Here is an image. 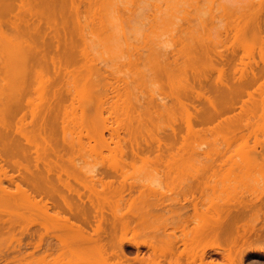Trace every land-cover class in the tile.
Returning <instances> with one entry per match:
<instances>
[{"label": "bare ground", "instance_id": "bare-ground-1", "mask_svg": "<svg viewBox=\"0 0 264 264\" xmlns=\"http://www.w3.org/2000/svg\"><path fill=\"white\" fill-rule=\"evenodd\" d=\"M257 4L250 13L238 11L237 16L236 11L233 25H220L214 36L202 20H188L190 27L178 30L176 36L180 49L169 46L146 54L145 46L135 45L131 62L139 84L137 78L121 79L106 69H93L83 59L85 66L79 64L77 51L85 55L79 48L87 40L82 6L96 7L95 0H0V259L13 243L18 255L7 259L12 264H125L119 257L129 260L127 247L137 251L134 260L139 264H245L247 252L264 256V226L256 228L264 217V191L259 192L264 187L260 186L264 185L260 182L264 181V138L251 133L255 109L264 106V1ZM57 19L62 22L57 24ZM68 20L73 22L71 29ZM241 39L247 45H262L244 52L248 62L233 47ZM150 79L153 88L145 94L141 89L149 88ZM68 80L81 81L78 87L83 88L74 90L78 99L72 96ZM31 93H37L36 98L31 96L34 102L27 98ZM256 94L263 95L256 99ZM67 95L74 103L79 100L80 106L86 103L79 115L70 100L71 107L63 110ZM38 97L42 103L48 99L35 104ZM237 108L240 112L235 114ZM177 113L185 121V136ZM261 116L252 121L264 120ZM12 122H19V127ZM177 123L179 128L174 127ZM78 124L79 132L93 127V136L87 133L85 139L101 146L86 149L100 155L106 150L107 158L119 161L99 169L106 182L102 178L89 185L82 179L80 185L89 194L80 191L82 186L71 189L70 180L64 179L66 183L59 175L66 165L53 160L65 155L70 159L75 153L77 148L69 145L67 137L73 138L68 130ZM261 126L256 134L264 136ZM59 131L62 143L57 139ZM251 138L255 141L250 143ZM177 142L182 146L176 148L177 154L170 152L168 162H154L167 157L161 151L175 152ZM72 164L80 176L82 168ZM160 169L163 176L158 175ZM134 177L139 180L133 181ZM163 185L171 193L183 192L167 199ZM37 211L41 221L34 218ZM36 225L45 233L38 229L34 250L24 253L22 238L38 237L29 232ZM51 229L59 234L51 236ZM45 237H54L57 244L47 243L42 255L35 256ZM142 248L148 250V258L140 257ZM211 254L220 255L223 262L207 261Z\"/></svg>", "mask_w": 264, "mask_h": 264}, {"label": "rangeland", "instance_id": "rangeland-1", "mask_svg": "<svg viewBox=\"0 0 264 264\" xmlns=\"http://www.w3.org/2000/svg\"><path fill=\"white\" fill-rule=\"evenodd\" d=\"M95 1H96V7H93L91 9H89L88 5L82 6V9H83V19L82 20L86 21V24H87V29H86L87 40H86V45L81 47V48H79V49H82V50L84 49L85 55L82 54L80 51H77L78 55H76V57H77V60L79 61V64L83 63V65L85 66L83 61H86V64L88 66H90V67L92 66V68L95 67V69L96 68L97 69H101V68L102 69H106L108 72H110L113 76H115L117 78L126 79L128 77H130V78L133 77V78H137L138 79V77H137V72H138L137 68L131 62V57H132L131 53H132L133 47L135 45H143V46H145L144 51L146 52V54H148L149 51H152V50H159L160 51V49L163 50L162 48H164V47L166 48V47H169V46H170V48L176 47L177 49H180L181 45H179V43H177L178 38L176 36L178 34V30L190 27V23L188 22V20H193V19L202 20V22L208 24L206 26V28H208L209 29L208 31L211 33V35L214 36L218 32V30H220L219 29L220 25H227L228 24V25L231 26V24L234 23L233 20H236V19H233V18H235L234 15L236 16V14H234V13H237L238 11L239 12H242V11L249 12V11H251L253 9L252 8L253 6L258 5L257 3H261L264 0H262V1H260V0H95ZM225 5H227V7ZM225 7L228 8V9L226 10ZM223 11H226V12H223ZM239 12L237 13V16L240 14ZM212 17H215L214 22H215L216 25L212 24V26H214V25L216 26V27L214 26L215 28L213 27L214 29L210 25V23H211L210 21H211ZM60 19H57V21L58 20L60 21V22L58 21L57 24H60L62 22V20H60ZM206 21H208V23ZM220 21H225V23L224 22L220 23ZM68 22H69L68 28L70 26L72 27L73 22H71L69 20H68ZM69 29H71V28H69ZM63 32L64 31H61L62 34H63ZM247 37L249 38V39H247V41L249 40L250 42H252L250 37L249 36H247ZM243 41L244 40H242V42H240V43L238 42L237 44H233V47H236V49H238V54H239L240 57H243V54H246L244 52H247L248 50L252 51V49L254 48L253 46H258V45L260 46L261 45L260 43H257L258 45L254 44V43H251V44L247 45L249 41L248 42H243ZM227 43H226V45H228L227 48L229 50H231L232 49L231 48L232 44L230 42H229V44H227ZM245 43H246V45H245ZM217 46L218 47H215V49H217V50H218V48L220 49V45H217ZM258 47L255 48V49H257L256 52L259 51ZM79 53H81V54H79ZM255 56H256L255 58L257 59V61L260 60L259 56L257 55V53H256ZM79 57L80 58L83 57V58H81L79 60L78 59ZM84 58H86V60H84ZM243 58H244L245 62L249 61V59H247L248 57H243ZM82 59H83V61H81ZM72 65L74 66L75 63L71 64V66ZM73 66L71 68L70 67L69 68L73 69L74 68ZM78 66H79L78 63L76 62V67L77 68L76 67L75 68L77 69V72H79ZM149 66L152 67L153 64H149ZM72 72L75 74V70L72 71ZM70 80H68V82L70 83L69 86L72 89L71 93H74V94H72V96L75 95L74 98L78 99V98H76V94H75L74 90L80 91V89L83 88V87H78V86H80L78 83L81 82V81H78V83H76L77 80L75 82H73V80L72 81H70ZM146 82H147V86L149 88L142 87L141 90L145 94H150L151 93V89L153 88V85L151 83L152 81L150 79V81L147 80ZM261 82H263V81H261ZM138 83L141 84V82H139V79H138ZM65 87H67V86H65ZM257 87L255 89H257ZM31 88H32V91L35 89L33 86ZM42 89H44V88H42ZM251 90L253 92L254 89H251ZM40 91H41V89H40ZM45 93H46V91H45ZM47 94H48V96L50 95L48 92L45 94L46 96L44 94H42V95H43V97L44 96L48 97ZM29 95L30 94H28V97H27L28 99L32 98V97L36 98L37 93H34V94L31 93V95L30 96ZM69 95H70L71 98H73L71 96V94H69ZM69 95H67V99L69 98L68 97ZM77 95H78V93H77ZM81 95H82V93L80 94V96ZM262 95L259 94V97H258V94H256L255 97H256V99L257 98L259 99L260 97H262ZM39 96H41V95H39ZM39 98H41V97H38V99ZM48 98H45L46 101H47ZM246 98L248 99V96H245V98H243V99L247 100ZM262 98H264V97H262ZM38 99H36V100H38ZM36 100H35V104H41L42 103L41 102L42 100L39 99L40 102H37V103H36ZM69 100H70V98L67 101L68 105H64L63 104V110L66 109V108L64 109V106L65 107L68 106L67 108H69V106L71 107V105H69ZM30 101L34 102V99L30 100ZM43 101H44V99H43ZM71 101L72 100H70V103H71ZM78 101L79 100H76L75 103L72 101L75 104L76 108H78V110L75 111V115H77V114L79 115L80 114V112H78L79 108L81 106H84V103H85L84 102L80 106V103H78ZM45 102H43L42 104H44ZM258 102H259V100H258ZM88 103H90V102H88ZM260 103H262V102H260ZM196 105L199 106L200 104L196 103ZM259 106H260L261 109L259 107L257 108L256 105L254 106V107H256V109L251 107V108L255 109V112L256 111L257 112L261 111V112H258V114L256 112L255 115L257 117H253L252 116L253 118L260 119V116H261L260 114L263 113L262 111H264V106H262V104H260ZM262 108H263V110H262ZM253 109H250L249 111L251 113H253L252 112ZM258 109H260V110H258ZM61 112H63V111H61ZM192 112H193V110H192ZM239 112H240V109L237 108V110L235 111V114L236 113L238 114ZM263 114H262V116H263ZM19 116H21V115L18 114L17 118H19ZM117 116L119 117V115H117ZM179 116H181V120H180ZM249 116H251V115H249V113H248V117ZM262 116H261V118H264ZM28 118L29 117H27V119ZM177 118L179 120V123L183 121V127H184V122L185 121L182 120V115H180V113H177ZM252 119H251V122H252V125L254 123V125H253L254 130H252L253 128L251 127V131H252L251 133L253 135H255L257 139H259V137H260V139L262 140L264 138V136L262 135L263 132H258V134H256V131H257L258 127L260 128L261 125L262 126H261L260 130L262 131L264 129V120L261 119L260 121L259 120L255 121L256 123H258V125H260L262 123L260 126L257 125V127H256V124H255V122L252 121ZM16 122H17V120H16ZM16 122H12V126H16V124L18 125L19 122L18 123H16ZM27 122H28V120H27ZM179 123H177V125L173 124L174 127L175 128H179L178 127ZM166 124L168 125V121L165 122V125ZM171 125H172V123H171ZM185 125H186V123H185ZM78 126H79V124L76 127H72V128H70L68 130V132H73V134H72L73 138L71 139V135H69L67 137L68 143L70 142L69 145H71L73 143V146L75 148H77L75 153H77L79 151V149L81 150L82 147H84L82 149H86L85 148L86 146L94 147V145H95V147H101L99 144H97L96 140L93 141V139H91V141H90V140H86L85 139V134H87V133L90 136H93V127L90 126L86 130L87 133H85L84 130H83V132H79V127ZM181 126H182V124H181ZM211 126L213 127V125H211ZM17 127H19V126H16L15 128H17ZM28 127H25V129L26 128H27V130L33 129L31 126H28ZM199 127L200 126H198V127L196 126V128H199ZM185 128H186V126L184 127V129L182 128V130H183L182 134L183 135L186 133V129ZM22 129H24V128H22ZM165 131L171 133V130L169 128H167ZM179 131H180V129H179ZM259 133L260 134L262 133L261 135L263 137ZM105 134L108 136L107 132ZM257 135H260V136H257ZM208 136H209V138H213V136H211V134H208ZM252 138H251L250 143L252 142V140H253V142L255 141ZM57 139H58L59 143H62V132L61 131H59V134L57 135ZM78 140H80V143H79ZM199 141L200 140H198V144H200V146H201L202 142L199 143ZM82 143H83V145H82ZM198 144L196 143L195 146H198ZM77 145H79V149H78ZM173 145H174V149L173 150H175V152L172 151L171 149H168L169 151L166 149L165 152L161 151L162 154L163 153L165 154L164 157L166 155H167V157L164 158V159L162 158L160 160H154V162H163L164 160L168 162V160H169L168 157L171 156V155L168 156L170 154V152L176 153L177 152L176 148H180L182 146L180 142H177V144H173ZM65 146L69 147L68 145H65ZM110 146L114 147L113 144H111ZM153 146L156 148L158 145H157V143H155V144H153ZM200 146H198V147H200ZM202 146L200 148L203 151V147ZM88 147H87L86 150H89ZM171 147H172V145H171ZM204 147H206V146L204 145ZM162 148H165V147L162 146ZM98 149L100 150V148H98ZM201 149H199V150L201 151ZM207 149L208 148L206 147L205 150H207ZM81 151H84V150H81ZM81 151H79V153ZM104 151H103V153L101 152L102 154H104V155L101 154L102 156H104L103 158L98 153V151L95 154H94V152L92 153V151H90V153H92V154H89L87 151H84L85 153H81V154L77 153V155L74 153L73 155H75V156L71 155L73 158L71 157L70 159L68 158L69 157L68 155H65L63 160H61V159H53V160H59V162H61V164L63 163L64 165H66V169H67V171L65 169V172H62V174H59L61 172H60V170L58 168L59 171H55V173L58 172V174L60 176H62L63 181H64V179L68 180V181L70 180V183H68L67 181H64V182L68 183L69 185L72 184V187L70 186L71 189H77V187H81L82 185H80V184H82L83 181H84L83 184H85L87 182L86 180H88L89 183L91 182L90 184L88 182L86 183V184H89V185L93 184L92 181L95 180V182H96L98 180H101L102 178H103L102 180L106 182V181H108V178H104L100 174L101 172H100L99 169H101L102 167L104 168L105 165H103V164H107L108 165L109 163H114V162H119V161L118 160H112L110 157L107 158L108 157L107 156L108 155L107 151L106 150H104ZM97 153L99 155H96ZM105 155H106V157H105ZM198 155L199 154H197V156ZM197 156L195 155V157H197ZM167 158H168V160H167ZM200 158H199L200 162H202L201 160L203 158V155H200ZM177 160L179 161L181 159L178 158ZM215 161L218 162V159L215 160ZM127 162L130 163L132 161L128 160ZM172 162H174V161L172 160ZM180 162H182V161H180ZM183 162H187V160H183ZM72 163H75L76 167H78L79 169L82 168V171L80 172V174L81 173L82 174L80 176L78 175L79 172L76 173L77 171L74 170V167H73ZM137 163L140 164L142 162L139 160V161H137ZM93 166L97 167L96 170H98V173L94 172L96 170H94L95 167L93 169ZM130 170H132V169H130ZM159 171L160 172H158L159 173L158 175L159 176H163V174H164L163 169H160ZM73 172L78 175V180L76 179L77 176L72 174ZM132 172H133V170L129 171V173L133 174ZM149 173L150 174H152V173L156 174V172L153 171V170H150ZM10 174H15V173H13L11 171ZM217 174L220 175V171H218ZM134 176H136V175H134ZM54 177H56V175ZM139 177H140V175H139ZM137 178L133 179V181H135ZM140 178L143 181L145 180L143 177H140ZM75 179H76L77 182L75 181ZM82 179H83V181H82ZM138 180H136V181H138ZM260 182L263 183L264 181L261 180ZM96 186L99 187V185H96ZM260 186H264V185L262 184ZM82 187L83 188H80L81 189L80 191L81 192H85L86 194H89L88 191H86V189H84V186H82ZM98 187H97V189H98ZM102 188L103 187H101V185H100L99 190H102ZM262 188H264V187H262ZM262 188L260 189L259 192H263L264 191V189H262ZM162 190H163L162 194H164L165 198H167V199L168 198L170 199L172 197L176 198L178 196L177 193L181 194L180 192L182 191L181 190L180 192L176 191V192L171 193L172 191L170 192L169 189L167 188V186H165V185L162 186ZM64 191H66V190H64ZM167 191H169V192H167ZM259 192L257 191L255 194H258ZM65 193H67V192H65ZM252 193H254V192H252ZM196 194H197V191L195 192V195ZM260 194L262 195L263 193H260ZM180 196L182 197V195H180ZM198 196H200V195L198 194ZM262 196H264V195H262ZM181 197H179V198L181 199ZM200 197L202 199H205L206 198V194H205V196H203V197L200 196ZM167 199H165V200H167ZM263 199H264V197H263ZM185 205H187V204H185ZM262 211L264 212V208L262 209ZM52 212H54V211H52ZM190 213H192V210L190 211ZM192 214H190L189 216L191 217ZM39 215H40V213L38 211L34 215V218L37 221H41V218H40ZM263 218H262V220L259 223L256 224V228L257 229H260V228H262L264 226V219ZM39 226L40 225H38V226L36 225L35 227L31 226L30 227L31 229L29 230V232H33V233L35 231L36 234L35 233L34 234L35 235L38 234V237L37 236L36 237L35 236L31 237L28 234L23 236V238H22V240H23L22 241V245H23L22 246V252H24V253L28 252L29 253V252H32L34 250V243L39 241L38 238H39V233L40 232H38L37 230L39 229L41 231V233H43L45 231L42 227H39ZM50 231H51V233H49V234L51 236L55 235L57 233L59 234V231L56 230V229H51ZM143 238L144 237H142L141 239H143ZM49 241H53V243H56V240L54 239V237H52V239L49 238V237H45V241H43L44 243L42 244L43 245L42 248L35 252V256L42 255V253L44 252V248H45L47 242H49ZM14 246H17V243H13L10 246L8 245L9 248L12 247L11 249H9V251L10 250L11 251L10 252L6 251V256L2 257L0 259V264H12V263H7L5 260L6 259H10L11 257H14V256L18 255L17 254V250L16 251L13 250ZM126 250L127 251L130 250L132 252V253L128 252L130 258H134L136 256V250H133L130 247H127ZM180 250H183L182 246L180 247ZM141 254L145 255V257H148L149 252H148V250L146 248H142ZM187 259H188L187 257H182L181 258V260L183 262H186ZM196 260L199 263V257H197ZM207 261H214L216 263H222L223 259H222V257L220 255L211 254L207 258ZM255 261H258V262H255ZM245 264H264V257H262L261 255L256 254V253L253 254L251 252H247Z\"/></svg>", "mask_w": 264, "mask_h": 264}, {"label": "flooded vegetation", "instance_id": "flooded-vegetation-1", "mask_svg": "<svg viewBox=\"0 0 264 264\" xmlns=\"http://www.w3.org/2000/svg\"><path fill=\"white\" fill-rule=\"evenodd\" d=\"M65 194H68V193H65ZM52 211H55V209L54 210H52ZM191 211V210H190ZM189 211V212H190ZM56 240V239H55ZM49 242H52L53 243V241H49ZM49 242H47V243H49ZM35 244V243H34ZM54 245H56L57 244V240H56V243H53ZM42 248V247H41ZM133 250H135V249H133ZM128 252H130V253H132L130 250H128L127 251V257L129 258V260L126 262V260H125V258L124 257H119V259H121V260H123L124 262H125V264H139L138 262H135V258L137 257V251H136V256L134 257V258H130L129 257V254H128ZM140 257H144V258H148V257H145V255H143V254H141L140 255ZM262 257H264V256H262ZM118 259V258H117ZM7 263H8V261H7V259L5 260ZM132 261V262H131ZM255 262H258V261H255Z\"/></svg>", "mask_w": 264, "mask_h": 264}]
</instances>
